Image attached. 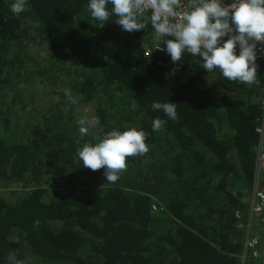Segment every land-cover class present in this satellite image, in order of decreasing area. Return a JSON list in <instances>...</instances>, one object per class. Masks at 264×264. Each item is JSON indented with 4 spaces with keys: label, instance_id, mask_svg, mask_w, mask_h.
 <instances>
[{
    "label": "trees",
    "instance_id": "trees-1",
    "mask_svg": "<svg viewBox=\"0 0 264 264\" xmlns=\"http://www.w3.org/2000/svg\"><path fill=\"white\" fill-rule=\"evenodd\" d=\"M13 2L0 0V183L11 189L0 195V264L12 250L32 264H264L241 259L264 65L253 85L200 60L173 71L167 53L145 56L150 23L101 28L88 0H27L18 15ZM168 101L176 120L151 108ZM82 117L99 121L87 135ZM157 117L166 123L152 131ZM128 125L150 133L149 151L127 157L115 182L75 158Z\"/></svg>",
    "mask_w": 264,
    "mask_h": 264
},
{
    "label": "clouds",
    "instance_id": "clouds-1",
    "mask_svg": "<svg viewBox=\"0 0 264 264\" xmlns=\"http://www.w3.org/2000/svg\"><path fill=\"white\" fill-rule=\"evenodd\" d=\"M26 5L27 0H14L10 10L18 15L26 10ZM86 8L100 22L101 28L114 21L122 30L132 33L144 30L150 23L157 42L155 50L166 51L173 64L178 65L182 55L189 53L202 61L201 68L206 72L218 69L220 76L228 81L247 85L258 82L257 44L264 42V0H234L223 4L221 0H189L187 4H182V0H88ZM176 70L178 68L173 71ZM65 95L72 103L76 102L70 90H65ZM151 108L163 111L171 120L178 119L176 103L153 102ZM98 123L96 117H82L77 121L81 135H87ZM165 123L159 117L153 119L152 131L159 130ZM149 136L150 133L138 125H128L124 131L114 128L102 136H94L96 143H85L77 148L75 158L93 171L103 168L106 180L115 182L127 167V157L149 151L145 143ZM261 190L264 192L262 183ZM248 217L247 214L246 221ZM5 264L32 262L30 257L20 259L18 252L12 250Z\"/></svg>",
    "mask_w": 264,
    "mask_h": 264
},
{
    "label": "built area",
    "instance_id": "built-area-1",
    "mask_svg": "<svg viewBox=\"0 0 264 264\" xmlns=\"http://www.w3.org/2000/svg\"><path fill=\"white\" fill-rule=\"evenodd\" d=\"M234 0H221V3H232ZM187 0H182V4H187ZM149 14V13H145ZM228 38L225 36L223 39ZM156 41L153 40L152 45L145 51V56L150 57L152 53H166V51L155 50ZM161 47L165 45L161 44ZM171 59V57H170ZM198 61L199 58H195L192 54L184 53L181 61L178 65L173 64L172 69L181 68V64L184 65V60ZM264 65V42L257 44V60ZM182 62V63H181ZM260 109L262 111L261 117L257 120L258 126L255 130L259 137L258 145L256 147V176L255 183L253 185L252 196L249 200L248 219L245 223V237L242 243V261L247 260L249 255L252 258L264 259V253L260 251L264 245V192L261 190V173L260 170L264 166V95L260 99ZM153 211L157 212L156 206H153Z\"/></svg>",
    "mask_w": 264,
    "mask_h": 264
},
{
    "label": "rangeland",
    "instance_id": "rangeland-1",
    "mask_svg": "<svg viewBox=\"0 0 264 264\" xmlns=\"http://www.w3.org/2000/svg\"><path fill=\"white\" fill-rule=\"evenodd\" d=\"M255 97L256 98L258 97L259 99H261L260 95L259 96H255ZM19 189H20V187H19ZM10 191H11L10 187H7L4 183H0V195L1 194H6V193H8Z\"/></svg>",
    "mask_w": 264,
    "mask_h": 264
},
{
    "label": "crops",
    "instance_id": "crops-1",
    "mask_svg": "<svg viewBox=\"0 0 264 264\" xmlns=\"http://www.w3.org/2000/svg\"><path fill=\"white\" fill-rule=\"evenodd\" d=\"M263 187V186H262ZM260 251L264 253V245L261 247Z\"/></svg>",
    "mask_w": 264,
    "mask_h": 264
},
{
    "label": "water",
    "instance_id": "water-1",
    "mask_svg": "<svg viewBox=\"0 0 264 264\" xmlns=\"http://www.w3.org/2000/svg\"><path fill=\"white\" fill-rule=\"evenodd\" d=\"M234 239V241L236 240V237L235 238H233Z\"/></svg>",
    "mask_w": 264,
    "mask_h": 264
}]
</instances>
